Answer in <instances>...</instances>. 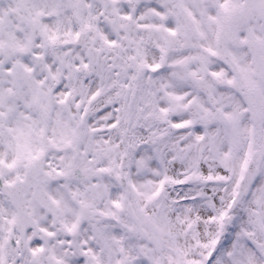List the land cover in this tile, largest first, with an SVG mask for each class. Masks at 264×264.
Instances as JSON below:
<instances>
[{
    "label": "snow or ice",
    "instance_id": "obj_1",
    "mask_svg": "<svg viewBox=\"0 0 264 264\" xmlns=\"http://www.w3.org/2000/svg\"><path fill=\"white\" fill-rule=\"evenodd\" d=\"M0 264H264V0H0Z\"/></svg>",
    "mask_w": 264,
    "mask_h": 264
}]
</instances>
